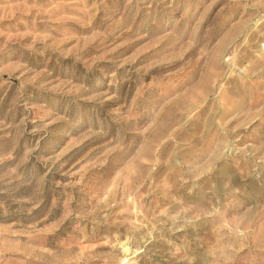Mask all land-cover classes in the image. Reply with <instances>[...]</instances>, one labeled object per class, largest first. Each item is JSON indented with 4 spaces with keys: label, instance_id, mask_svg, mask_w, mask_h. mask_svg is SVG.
Instances as JSON below:
<instances>
[{
    "label": "rangeland",
    "instance_id": "rangeland-1",
    "mask_svg": "<svg viewBox=\"0 0 264 264\" xmlns=\"http://www.w3.org/2000/svg\"><path fill=\"white\" fill-rule=\"evenodd\" d=\"M263 42L264 0H0V264H264Z\"/></svg>",
    "mask_w": 264,
    "mask_h": 264
},
{
    "label": "bare ground",
    "instance_id": "bare-ground-1",
    "mask_svg": "<svg viewBox=\"0 0 264 264\" xmlns=\"http://www.w3.org/2000/svg\"><path fill=\"white\" fill-rule=\"evenodd\" d=\"M235 32L236 31L231 32L228 36L229 38L224 40L220 45H218L215 48L213 53H211V57L206 58V62H205L204 70H203L204 73L201 75L200 83H198L199 85L195 87L197 89H194L195 91L192 93L191 97H195L198 100H202V99L205 100V97L210 98L209 95L213 92V87H211V85L215 82L216 79H218L222 75V71H219L221 68L219 64V59L217 57H219L222 49L229 43L230 39L233 38V35L235 34ZM259 51L260 53H263L260 55V57L263 58L264 57V42L263 44L260 45ZM226 113L227 112H224V113L221 112L220 114L224 116ZM191 124H192L191 122L187 123V125H191Z\"/></svg>",
    "mask_w": 264,
    "mask_h": 264
}]
</instances>
